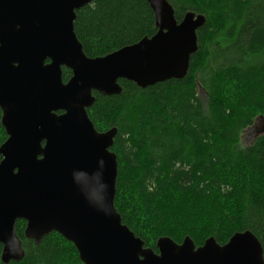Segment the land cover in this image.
Wrapping results in <instances>:
<instances>
[{"label":"trees","instance_id":"1","mask_svg":"<svg viewBox=\"0 0 264 264\" xmlns=\"http://www.w3.org/2000/svg\"><path fill=\"white\" fill-rule=\"evenodd\" d=\"M181 23L203 15L189 70L145 89L119 80V95L94 93L87 110L95 129L117 130L114 206L147 249L169 238L196 248L223 246L252 232L264 250V135L249 146L242 134L264 120V0H166ZM147 0H94L76 12L74 31L88 58L107 56L157 32ZM72 72L63 69V81ZM199 87L207 96L205 103ZM0 109V147L7 140ZM2 157H0V162ZM16 223L25 256L8 264H84L60 234L40 244ZM3 246L0 244V264Z\"/></svg>","mask_w":264,"mask_h":264},{"label":"water","instance_id":"2","mask_svg":"<svg viewBox=\"0 0 264 264\" xmlns=\"http://www.w3.org/2000/svg\"><path fill=\"white\" fill-rule=\"evenodd\" d=\"M94 0H0V109L7 133L0 147L2 262L24 258L16 223L40 244L56 232L84 264H264L250 231L220 246L196 248L169 238L156 253L123 224L114 200L116 129L99 133L87 110L94 93L119 95V80L147 88L187 74L203 15L178 23L166 0H147L157 32L107 56L88 58L74 31L76 12ZM48 62V63H47ZM63 69L72 72L67 83ZM58 112H62L58 115Z\"/></svg>","mask_w":264,"mask_h":264},{"label":"rangeland","instance_id":"3","mask_svg":"<svg viewBox=\"0 0 264 264\" xmlns=\"http://www.w3.org/2000/svg\"><path fill=\"white\" fill-rule=\"evenodd\" d=\"M199 96L205 103L207 102V96L201 87H199ZM261 135H264V120L259 117L255 120L254 125L252 127L248 128L243 132L242 143L244 146H249L254 141H256L257 138Z\"/></svg>","mask_w":264,"mask_h":264},{"label":"flooded vegetation","instance_id":"4","mask_svg":"<svg viewBox=\"0 0 264 264\" xmlns=\"http://www.w3.org/2000/svg\"><path fill=\"white\" fill-rule=\"evenodd\" d=\"M48 63V62H47ZM62 114V112H58V115H61ZM3 116V115H2Z\"/></svg>","mask_w":264,"mask_h":264}]
</instances>
